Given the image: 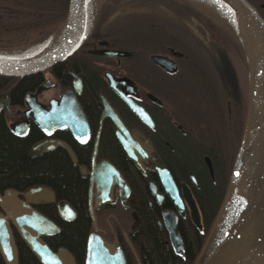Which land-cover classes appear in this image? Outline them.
<instances>
[{
    "label": "flooded vegetation",
    "instance_id": "af4514ba",
    "mask_svg": "<svg viewBox=\"0 0 264 264\" xmlns=\"http://www.w3.org/2000/svg\"><path fill=\"white\" fill-rule=\"evenodd\" d=\"M1 1L6 9L10 2L31 3ZM248 1L264 20V0ZM95 3L99 4L93 12L90 9L86 33L70 55L37 72L34 90L13 93L17 104H11L7 94L0 96V121L16 138L33 140L29 152L39 144L37 154L30 153L39 161L70 164L68 193L72 199L80 193L81 208L89 218L81 264L89 232L100 237L110 254L119 251L123 264H200L219 240L213 244L220 220L232 209L234 178L243 177L247 157L249 69L242 42L236 32L238 43L232 46L217 22L221 18L230 23L214 9L203 11L201 0ZM23 9L0 11V19L9 12L15 17L36 15L31 8ZM137 26L146 31L144 43L142 34L123 36L124 27ZM6 37L0 39L21 44L14 50L37 44L25 43L20 34ZM73 79L80 86L79 92L73 91L80 109L75 114L76 132L66 125V118L58 121L56 112L61 110V94L73 90ZM26 94L34 96L37 116L51 112L54 121L43 129L27 112ZM102 98L127 132L131 157L116 139L117 125L105 114ZM124 98L145 111L146 122ZM105 163L116 173L106 176L100 166ZM33 189L47 191L48 198L30 200V190L23 194L8 188L0 196L12 191L14 199L41 214L54 194L45 186ZM59 201L54 203L56 212ZM64 202L74 218L73 207ZM11 211L9 202L0 203L12 238L15 232L20 238L9 218ZM54 235L40 239L55 254L65 251L74 264L65 249L47 245L44 238Z\"/></svg>",
    "mask_w": 264,
    "mask_h": 264
},
{
    "label": "water",
    "instance_id": "95a60500",
    "mask_svg": "<svg viewBox=\"0 0 264 264\" xmlns=\"http://www.w3.org/2000/svg\"><path fill=\"white\" fill-rule=\"evenodd\" d=\"M214 1L227 9L237 21V26L234 27L239 34L248 62L247 186L246 202L238 217L200 264H264V111L261 107L258 89L264 69V20L248 0ZM88 5L89 0H65L64 17L60 26L48 38L40 42L49 41L44 51L21 56L18 52H0V76L31 75L52 67L70 55L79 46L86 33ZM216 11L219 12V10ZM72 85L73 90L61 94L58 105L61 110L56 112L59 115L58 121L62 117L66 118L69 123L66 125L76 132L79 129L76 125L75 114L80 109L74 99L73 91L79 92V81L73 79ZM124 100L142 121H147V114L140 106L131 103L126 98ZM25 101L28 107L27 112H31L33 121L38 123L42 129L45 123L54 121L50 118L51 112H43L44 114L37 116V103L33 95L26 94ZM102 105L105 114L110 116L117 125L115 135L118 143L131 157L126 130L103 98ZM1 106L0 102V109ZM38 146L37 143L31 146L30 153L37 154ZM100 166L106 176L116 173L107 163ZM13 195L12 191H4L0 196V203L9 202L11 204L12 211L9 218L16 226L21 240L28 246L38 262L40 264H71V257L65 251L60 250L55 254L40 239V236L56 234L59 231L58 228L25 202L14 199ZM48 195L47 191L37 189H32L27 193L30 200L47 199ZM103 197L107 201L108 191ZM56 208L62 218L66 220L73 218L72 209L64 201L57 202ZM88 213L94 224L90 204ZM6 219L0 215V253L7 264H14L16 250ZM115 253L108 252L98 235L93 232L88 233L85 242L84 264H123L120 252Z\"/></svg>",
    "mask_w": 264,
    "mask_h": 264
},
{
    "label": "trees",
    "instance_id": "16d2710c",
    "mask_svg": "<svg viewBox=\"0 0 264 264\" xmlns=\"http://www.w3.org/2000/svg\"><path fill=\"white\" fill-rule=\"evenodd\" d=\"M33 1L35 0H31L30 5L10 2V8L0 7V11H21L26 7L36 12L34 17L26 18L12 16L9 12L7 17L0 19L1 37H13L20 34L22 39L25 38V43H38L49 37L60 26L64 17L65 0H37V4ZM0 5H2L1 0ZM213 9L202 3L203 11L214 13ZM126 30L128 29L124 27L122 33ZM133 31L135 30H130L131 36ZM29 36L32 40L28 38ZM142 36L141 42L144 43L146 34ZM19 45L21 44L4 43L0 39V52H13ZM37 76V73L22 77L0 76V96L7 94L11 104H17L16 101H12L13 93L21 95L34 90L37 87ZM32 142L30 138L20 139L11 135L0 121V191L8 188L25 194L37 186L49 187L53 191L54 201L39 212L53 221L59 227V232L50 239L44 238V240L52 250L63 248L73 256L74 264H81L89 218L81 208L80 193H75L74 199L68 193L70 182L67 174L70 172V164L59 160L57 162L45 159L39 161L37 155H31L29 152ZM59 200H64L73 207L75 217L72 220L66 221L58 216L54 203ZM13 238L17 250L16 264H39L16 232L13 233ZM0 264H5L1 254Z\"/></svg>",
    "mask_w": 264,
    "mask_h": 264
},
{
    "label": "rangeland",
    "instance_id": "374dc122",
    "mask_svg": "<svg viewBox=\"0 0 264 264\" xmlns=\"http://www.w3.org/2000/svg\"><path fill=\"white\" fill-rule=\"evenodd\" d=\"M204 2H202V3L205 4L207 7L211 8V9L215 8L213 5H210V4L206 3V2L205 3ZM98 4L99 3H95V0H90L89 1V5H88L89 6V11H88L87 23H88L89 15H90V12H91L90 9L92 8L91 10L93 12V10L95 9L94 7L97 6ZM224 19L227 20L230 23L231 26L229 24H225L224 21H221V18H218V22L217 23H218L219 27H221L223 29L224 32H227L229 34L230 42H231L232 46L235 48L236 44L238 43L237 40H238L239 34L237 36V33H236L237 31H236L234 25L232 24V22L228 18L224 17ZM132 30H134V29H132ZM234 30H235V32H234ZM123 34L131 36L130 35V29L124 31ZM141 34H146V31L143 28H141V27H138L132 33V35H134V36H139ZM16 52H18V51H16ZM246 156H247V152H246ZM242 176H241L242 178H239V179L238 178H234L235 182H237V184L235 185V192H234V197H233V206H232V209L229 210L227 219L226 220H222V219L220 220L219 226L217 228V237L213 241V244L219 239L217 241V243H218L220 241V239L224 236V234L227 232V230L230 228V226L233 224V222L238 217V215H239V213H240V211H241V209H242V207L244 205V200L246 198L245 190H246V186H247V183H246V180H247V163H246V160H245V166L243 168V175ZM216 244H215V246H216Z\"/></svg>",
    "mask_w": 264,
    "mask_h": 264
},
{
    "label": "bare ground",
    "instance_id": "6f19581e",
    "mask_svg": "<svg viewBox=\"0 0 264 264\" xmlns=\"http://www.w3.org/2000/svg\"><path fill=\"white\" fill-rule=\"evenodd\" d=\"M204 1L215 6L226 18H228L234 24L235 27L237 26V21L233 18V16L231 15V13L227 9H224L223 6H221L220 4L215 2L214 0H204ZM48 45H49V41L46 40V41H44V42H42V43H40L34 47L27 49V50L18 52L19 53L18 55L21 56V55H30V54L40 53V52L44 51ZM258 89H259V94H260L261 107L264 111V69H263V72H262L260 80H259ZM245 202H246V198L244 200V204H245Z\"/></svg>",
    "mask_w": 264,
    "mask_h": 264
}]
</instances>
